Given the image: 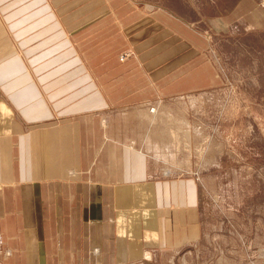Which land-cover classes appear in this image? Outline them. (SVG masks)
<instances>
[{
	"label": "crops",
	"instance_id": "obj_1",
	"mask_svg": "<svg viewBox=\"0 0 264 264\" xmlns=\"http://www.w3.org/2000/svg\"><path fill=\"white\" fill-rule=\"evenodd\" d=\"M138 2L0 0V264H145L201 238L189 206L194 182L151 180L155 172L136 142L114 139L103 125L118 111L159 100L170 83L213 84L199 75L206 66L159 81L164 36L198 52L199 35L176 11L146 12ZM116 20L128 25L122 34L106 28ZM85 32L91 45L113 34L124 43L93 48L84 63ZM127 48L135 57L113 67L109 60ZM50 56L57 58L37 64ZM172 66L171 73L180 64ZM140 114L159 136V107ZM169 198L177 210H162Z\"/></svg>",
	"mask_w": 264,
	"mask_h": 264
},
{
	"label": "rangeland",
	"instance_id": "obj_2",
	"mask_svg": "<svg viewBox=\"0 0 264 264\" xmlns=\"http://www.w3.org/2000/svg\"><path fill=\"white\" fill-rule=\"evenodd\" d=\"M141 1L137 6L146 12L176 11L180 19L193 21L199 35L194 42L198 52L164 36L159 43L164 62L159 81L168 85L178 72L189 69L190 75L206 66L199 75L213 82L197 89L175 88L170 86L175 82L170 83L159 90V100L125 108L112 114L114 119L103 120L111 137L126 144L135 141V147L148 156L155 172L151 180L161 184L193 181L197 187L189 206L196 208L201 238L156 252L145 264H264V0ZM187 4L195 5L200 14ZM120 23L116 20L106 28L122 34L128 25ZM68 30L75 48L79 42L70 34L74 30ZM88 34L83 35L84 50L79 52L84 63L93 48L103 45L111 51L124 43L111 40L113 34L91 45ZM134 55L127 48L109 63L117 67ZM51 57H36L37 64L57 58ZM179 64L171 73L172 65ZM185 84L180 80L176 86ZM158 107L159 126L154 127L159 128V136L140 116ZM149 133L151 137L145 136ZM163 203V211L178 209L170 198Z\"/></svg>",
	"mask_w": 264,
	"mask_h": 264
},
{
	"label": "built area",
	"instance_id": "obj_3",
	"mask_svg": "<svg viewBox=\"0 0 264 264\" xmlns=\"http://www.w3.org/2000/svg\"><path fill=\"white\" fill-rule=\"evenodd\" d=\"M4 253V239L0 234V255Z\"/></svg>",
	"mask_w": 264,
	"mask_h": 264
},
{
	"label": "bare ground",
	"instance_id": "obj_4",
	"mask_svg": "<svg viewBox=\"0 0 264 264\" xmlns=\"http://www.w3.org/2000/svg\"><path fill=\"white\" fill-rule=\"evenodd\" d=\"M133 145V144H132Z\"/></svg>",
	"mask_w": 264,
	"mask_h": 264
}]
</instances>
